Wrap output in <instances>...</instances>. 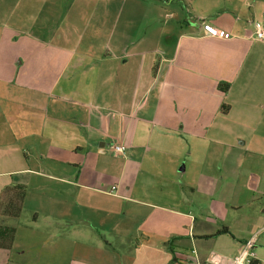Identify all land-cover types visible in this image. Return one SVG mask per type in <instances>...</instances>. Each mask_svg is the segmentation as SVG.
Listing matches in <instances>:
<instances>
[{
	"label": "crops",
	"instance_id": "crops-1",
	"mask_svg": "<svg viewBox=\"0 0 264 264\" xmlns=\"http://www.w3.org/2000/svg\"><path fill=\"white\" fill-rule=\"evenodd\" d=\"M255 23L264 0H0V202L24 188L17 216L0 211L15 227L0 264H182L224 240L231 255L264 245L262 214H239L264 197Z\"/></svg>",
	"mask_w": 264,
	"mask_h": 264
},
{
	"label": "trees",
	"instance_id": "trees-1",
	"mask_svg": "<svg viewBox=\"0 0 264 264\" xmlns=\"http://www.w3.org/2000/svg\"><path fill=\"white\" fill-rule=\"evenodd\" d=\"M219 88L223 91H225L228 88L227 83H220ZM224 106L222 105V109ZM24 195V188L21 185H14L10 188H7L4 190V195L3 198L0 202V211L2 212H8L13 216H17L22 208V198ZM15 227L11 225H1L0 224V246L1 247H9L13 235H14ZM219 232H226V228H223L219 230ZM175 237L170 238L166 243L165 246L167 249L172 252V257L170 262H175L176 258L173 255L174 248H173V241ZM256 261H252V264H257L255 263Z\"/></svg>",
	"mask_w": 264,
	"mask_h": 264
},
{
	"label": "built area",
	"instance_id": "built-area-1",
	"mask_svg": "<svg viewBox=\"0 0 264 264\" xmlns=\"http://www.w3.org/2000/svg\"><path fill=\"white\" fill-rule=\"evenodd\" d=\"M211 32L213 35H216L218 37H226L228 35L224 30L217 27L211 28ZM255 35L258 39L264 40V27L260 26L258 23H255ZM125 147V144L119 142L113 143L111 145V148L115 153H122ZM114 188L115 186L111 187V189ZM254 245L255 236H251L243 242L242 247L236 253L227 258L228 261L225 264H252V261H254L255 259ZM190 252L193 255L191 257L184 258L181 261L182 264H219L211 261H200L194 248H192Z\"/></svg>",
	"mask_w": 264,
	"mask_h": 264
},
{
	"label": "rangeland",
	"instance_id": "rangeland-1",
	"mask_svg": "<svg viewBox=\"0 0 264 264\" xmlns=\"http://www.w3.org/2000/svg\"><path fill=\"white\" fill-rule=\"evenodd\" d=\"M259 187H264V181H262V183ZM198 202L201 203V202H203V200H199ZM256 202H259V204L244 206L240 210L239 214H241V213L243 214V213H247V212L250 213L251 211L256 210L259 212V214H262V218H264V210H262V208H264V207H262V205H264V197H260ZM231 216H232V212H229L226 219L228 220L227 223H229L230 226L233 227V225H231V224L234 222L231 219ZM262 221H264V219H262ZM260 236L262 238H264V230H262L260 232ZM229 238H230V236H229ZM221 239L222 240L228 239V236H223V238H221ZM235 250H237V249L235 248L234 245L231 244V242H229V240H227V241L224 240L219 244V246H217L214 249V251L210 252L211 253L210 254L211 260L210 261L214 262V263L225 264L228 261V259L226 257H229L233 252H235ZM254 250H255V248H254ZM255 252L262 260H264V245H257Z\"/></svg>",
	"mask_w": 264,
	"mask_h": 264
}]
</instances>
